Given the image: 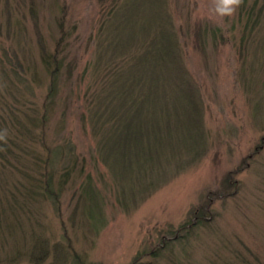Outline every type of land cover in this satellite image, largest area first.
<instances>
[{
  "label": "rangeland",
  "instance_id": "1",
  "mask_svg": "<svg viewBox=\"0 0 264 264\" xmlns=\"http://www.w3.org/2000/svg\"><path fill=\"white\" fill-rule=\"evenodd\" d=\"M215 4L0 0V264H134L182 225L193 229L189 257L183 240L141 262L222 264L236 250L264 262V9L252 29L241 7L222 17ZM166 49L169 65H148ZM46 53L62 63L54 98ZM151 72L189 89L162 96L177 112L171 149L150 153L157 170L125 174L104 136L121 121L94 124L95 98L109 91L108 107L114 86L133 83L142 93L127 97L158 95L143 83L160 78ZM202 210L212 223L194 228Z\"/></svg>",
  "mask_w": 264,
  "mask_h": 264
},
{
  "label": "trees",
  "instance_id": "2",
  "mask_svg": "<svg viewBox=\"0 0 264 264\" xmlns=\"http://www.w3.org/2000/svg\"><path fill=\"white\" fill-rule=\"evenodd\" d=\"M264 2V0H263ZM263 2L262 0H243L241 4V12L243 11L242 16H245L250 22L247 23V26H249L250 23H254L255 28L256 25H260V18L259 15L262 13L263 8ZM5 10V8H3ZM247 30H250L249 27L246 28ZM251 29V30H252ZM261 30V29H260ZM221 29L217 28L215 31L206 32L209 36L212 34V42H215L216 40H220V34ZM261 47H264V38H261ZM159 51V50H158ZM157 50L155 52H158ZM158 55V56H157ZM154 54L153 60L154 62L149 61L148 65L150 66H156L159 64H167L169 65L171 60H173L172 52L171 50L166 49L165 52H162L160 54ZM42 62L44 64L45 69L47 68L48 72L50 73V77L52 78L51 84H50V98L56 97L59 89H60V81H58L59 73L61 72V61L55 56L50 55L46 53L43 55ZM152 62V63H151ZM152 74H157L154 72H151ZM165 73H163L164 75ZM152 76V75H151ZM160 78L157 77L152 78L151 81H144L143 83L147 82L146 90H149V93L157 92L158 95L149 96L145 99H140L137 95V93L131 94L130 97H127L129 92L134 89H138L141 91L139 93H142V88L137 87V83H133V85H129L128 87H124V84H118V86H114L111 96H110V103L108 107L105 105V99L107 97V94H109V91L101 92V98L100 93L97 94L98 97L95 98V102L98 103L97 107H94L92 113L94 116H92V120L95 123L101 122L104 120L108 115L110 118L113 115V118L117 120H120L121 123L119 126H115L113 130H109L107 133L104 134L105 140L112 142L115 148H118L115 153L114 151L109 152V154L112 156V162L113 165L111 168H114L115 166H120L123 169V173L128 174L129 172L134 173L136 167H134L137 163L138 165H142V168H144L142 174H146V176H151L152 173L157 170L158 167H156L152 161L155 159L154 156H152L150 153L153 151L157 152V155L160 157L163 152L166 151V149H171L170 147L172 145H165L166 143V136L167 132L170 131V128L173 127V111L172 106L164 103L162 100V96L172 97L174 93L176 92H183L186 89H189V85L187 81H184V78H180L182 81H177L178 83L175 85L176 81H167L168 75L162 76L157 74ZM117 94H119L117 96ZM136 94V95H135ZM193 92L190 93V95H186V98L183 100L184 103L187 105H183L185 108L190 107L189 103L187 101H190L192 98V102H199L198 98L196 96H192ZM106 96V97H105ZM105 97V99H104ZM174 98V97H172ZM181 100V101H182ZM200 106V105H199ZM110 107V109H108ZM118 109L120 114H118ZM190 110V109H189ZM143 111H145L143 113ZM188 111V108L187 110ZM177 112V110H176ZM197 112V111H195ZM199 113V112H197ZM190 116V113L187 115H183L182 119L180 120V126L185 127L184 122H188V117ZM126 117V118H125ZM172 124V125H171ZM152 129L151 132L149 130ZM192 129V128H191ZM192 131V130H190ZM196 134L199 133L202 136V132L193 130ZM103 136V135H102ZM103 136V138H104ZM146 138H148V142H146ZM194 135H190L187 140V144H191V142H194ZM122 145H125L123 148ZM128 147L129 150H125ZM124 149V151L120 152V150ZM100 157V153H98ZM97 155V156H98ZM99 157L96 160H99ZM107 165H110L108 163V159L104 158ZM118 163V164H117ZM164 167L160 166V169L158 171L161 173L163 171ZM167 169V168H166ZM137 171V170H136ZM52 178V174L49 175ZM88 178H91L89 175ZM147 179H151L150 177H147ZM50 182V180H48ZM87 182L82 183L83 191H88L90 195H93L95 198V195L90 191L91 185L86 184ZM144 184V183H143ZM87 187V188H86ZM89 189V190H88ZM93 213V212H91ZM206 210H202L201 212H198L196 214V219L193 222V224L197 223L198 227H204L205 224H211L212 222H209L206 218ZM188 225H182L179 229L173 230L170 232L169 237H165V239L162 240V244L158 246L156 249H153L152 251L145 252L140 254L136 260L134 261V264H143L141 262V259L146 255L150 254L153 258L159 257L164 250H167L168 248H174L176 243L179 241H183L180 244H182V251H184V254H187V257L192 254V251L190 252V248L188 246V238L192 232L193 229L189 228ZM185 244L187 245L188 250L185 249ZM235 257H232L231 259L222 262V264H264V262L261 260V258L257 255V262L255 260H251L250 256L246 254L243 251L236 250ZM142 256V257H141ZM181 255V264H183ZM192 264H196V262H192ZM221 264V263H217Z\"/></svg>",
  "mask_w": 264,
  "mask_h": 264
},
{
  "label": "clouds",
  "instance_id": "3",
  "mask_svg": "<svg viewBox=\"0 0 264 264\" xmlns=\"http://www.w3.org/2000/svg\"><path fill=\"white\" fill-rule=\"evenodd\" d=\"M242 2L243 0H216L215 12L222 17L231 16L241 6Z\"/></svg>",
  "mask_w": 264,
  "mask_h": 264
}]
</instances>
